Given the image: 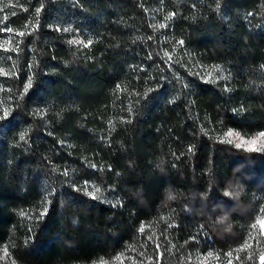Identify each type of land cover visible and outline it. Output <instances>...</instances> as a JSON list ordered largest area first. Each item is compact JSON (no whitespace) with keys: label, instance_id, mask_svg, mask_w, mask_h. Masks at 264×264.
<instances>
[{"label":"trees","instance_id":"1","mask_svg":"<svg viewBox=\"0 0 264 264\" xmlns=\"http://www.w3.org/2000/svg\"><path fill=\"white\" fill-rule=\"evenodd\" d=\"M229 131L264 132V0H0V264H261Z\"/></svg>","mask_w":264,"mask_h":264},{"label":"snow or ice","instance_id":"2","mask_svg":"<svg viewBox=\"0 0 264 264\" xmlns=\"http://www.w3.org/2000/svg\"><path fill=\"white\" fill-rule=\"evenodd\" d=\"M9 31H11V29H9ZM18 34H19V35H24V33H22V32H21V33H18ZM73 42H74V43H79V41H73ZM180 43L183 44V41H180ZM165 55H167V53H165ZM169 59H171L170 56H169ZM217 70H219V69H217ZM30 86H31V80L29 79L28 84L26 85V88H27V87H30ZM6 115H7V112H5V116H6ZM233 135H235L238 139H240V137H239V133H235V134H234V133L231 132V131H229V132L227 133V136H228V137H232ZM228 142L231 143L232 141L229 140ZM258 144H259L261 147H264V132L259 133V135H258L256 138L251 139V140H247V141H245V140H243V139H240V143L237 144V147L247 146V147H248L250 150H252V151H258V150H260V148L257 147ZM100 191H101V190H100L99 187L93 186L92 191L89 192L88 194H89L93 199H97V198H98V197H97V193H99ZM41 215H44V213L42 212ZM257 224H259L260 229H261V232H262V234H264V219L258 220V221H257ZM255 227H256V225L254 224V225H253V228H255ZM144 230H145V226L142 225L141 228H140V231L143 233ZM149 239H151V237H149ZM247 247H251V245L248 244V243H245L244 247H243L242 249H239L238 251H242V250H244V248H247ZM157 248H159V245H157ZM3 252H4V256H8V255H9V253H8L6 247L3 249ZM228 255L231 256L232 253H228ZM211 257H212V253H209V254H208V257H205L204 259L207 260L208 258H211ZM0 259H3V257H0ZM116 259H117V260H121V257H117ZM260 260H261V264H264V256H261ZM99 264H108V262H107V261H104V260H101V261L99 262ZM148 264H152V262H151V258H149ZM229 264H231V262H229Z\"/></svg>","mask_w":264,"mask_h":264},{"label":"rangeland","instance_id":"3","mask_svg":"<svg viewBox=\"0 0 264 264\" xmlns=\"http://www.w3.org/2000/svg\"><path fill=\"white\" fill-rule=\"evenodd\" d=\"M259 135V134H258ZM257 135V136H258ZM257 136L251 138V139H254L256 138ZM240 139H243V138H240ZM240 139L237 138L238 140V144L240 143ZM251 139H248V140H251ZM245 141H247L246 139H243ZM242 148L244 149H249L247 146H241ZM257 147L259 148V144L257 145ZM251 200L254 202L255 206H254V211H256V214L263 217L262 219H264V192H256V193H253L251 194ZM255 223L253 221H249L247 224H246V230H245V233H244V240H243V243H250L253 241V239L256 237V234L260 231L261 232V229H260V226L259 224H255L256 227L253 228V225ZM262 234V232H261ZM262 237L264 239V234H262ZM227 258H229L227 256Z\"/></svg>","mask_w":264,"mask_h":264}]
</instances>
